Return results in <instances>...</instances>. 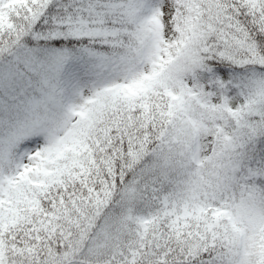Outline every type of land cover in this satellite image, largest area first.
I'll use <instances>...</instances> for the list:
<instances>
[{"label":"snow or ice","instance_id":"snow-or-ice-1","mask_svg":"<svg viewBox=\"0 0 264 264\" xmlns=\"http://www.w3.org/2000/svg\"><path fill=\"white\" fill-rule=\"evenodd\" d=\"M0 264H264V0H0Z\"/></svg>","mask_w":264,"mask_h":264}]
</instances>
